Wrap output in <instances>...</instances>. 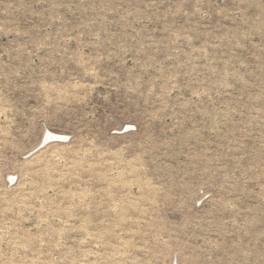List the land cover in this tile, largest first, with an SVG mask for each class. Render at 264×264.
<instances>
[{
	"label": "rangeland",
	"instance_id": "obj_1",
	"mask_svg": "<svg viewBox=\"0 0 264 264\" xmlns=\"http://www.w3.org/2000/svg\"><path fill=\"white\" fill-rule=\"evenodd\" d=\"M0 264H264V0H0Z\"/></svg>",
	"mask_w": 264,
	"mask_h": 264
},
{
	"label": "bare ground",
	"instance_id": "obj_2",
	"mask_svg": "<svg viewBox=\"0 0 264 264\" xmlns=\"http://www.w3.org/2000/svg\"><path fill=\"white\" fill-rule=\"evenodd\" d=\"M58 137H60V136L58 135Z\"/></svg>",
	"mask_w": 264,
	"mask_h": 264
}]
</instances>
